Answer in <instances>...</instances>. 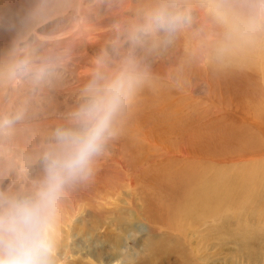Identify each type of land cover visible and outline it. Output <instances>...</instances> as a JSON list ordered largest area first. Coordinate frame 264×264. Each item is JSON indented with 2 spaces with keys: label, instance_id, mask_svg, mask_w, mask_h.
Instances as JSON below:
<instances>
[{
  "label": "rangeland",
  "instance_id": "374dc122",
  "mask_svg": "<svg viewBox=\"0 0 264 264\" xmlns=\"http://www.w3.org/2000/svg\"><path fill=\"white\" fill-rule=\"evenodd\" d=\"M152 1L0 0V193L28 194L36 188L44 177L43 155L55 143L53 133L58 127L72 126L69 113L81 102L82 90L93 74L100 70L111 75L130 59L142 84L116 117L114 136L95 158L90 173L65 187L55 221L54 264H125L124 253L132 256L127 264L139 260L141 264H174L168 257L173 254L147 248L150 239L145 235L150 232L165 241L183 236L189 256L195 257L193 264H264L261 174L250 181L256 194L222 203V213L215 219L184 218L175 208V223H170L169 207L149 204L158 192H162L158 201L164 204V196L173 195L178 190L175 184L186 178V167L198 165L202 170L200 164L207 165L216 156L245 163L258 160L264 169V97L243 93L240 85L237 90L223 80L206 81L196 67L206 60L218 32L215 14L211 12L206 23L194 25L185 6L190 0H155L161 3L158 8L147 5ZM210 1L224 2L223 18L229 20L234 15L247 20L257 2ZM158 10H180L184 20L171 32L149 27L151 15ZM255 35L260 42L263 33ZM21 64L23 70L16 71ZM144 116L149 120L145 122ZM5 120L9 123H2ZM230 131L237 132L236 140L229 147L220 146ZM241 140L250 141L253 150ZM145 172L162 174L163 191L147 181L157 182ZM241 205L245 207L236 211ZM231 213L233 217L227 219ZM129 214L139 217L131 227L126 224ZM244 224L259 233L258 240L252 239L258 254H235L237 246L226 243L229 234Z\"/></svg>",
  "mask_w": 264,
  "mask_h": 264
},
{
  "label": "bare ground",
  "instance_id": "6f19581e",
  "mask_svg": "<svg viewBox=\"0 0 264 264\" xmlns=\"http://www.w3.org/2000/svg\"><path fill=\"white\" fill-rule=\"evenodd\" d=\"M190 1H191L190 3L189 2L185 3V6L187 8L186 10L188 12V15L191 16L192 23H194V25L195 24L198 25L200 22L201 23H206L207 20L211 18L210 17L211 12H213L215 14V16L213 17L215 19L214 28H215L216 31H218L215 34L216 35L215 38L212 39L213 44H212V46H211V48H210V50L208 52L207 58H205L206 60H204L202 62L203 64H196V67H198L197 69H198L200 75L206 81L209 80V82L210 81L211 82H219L220 80H223L225 82L231 83L232 84L231 86L233 88H235V89H237V86L240 85L241 86L240 90L243 93L252 94L253 97L254 96H258L260 98H261V96L264 97V23H261V25L255 30H249L246 27V24H245L246 20L240 15H234V18L230 19V20L223 18V17L226 16L225 13H224V8H225V6L223 5L224 2H223L222 5L221 4L217 5V4H214L213 2H211L210 0H208L209 2L206 1V0H190ZM147 3H148L147 5L149 7H152V8L154 7V5H156L157 8H158V6H160V4H161V3L158 4L155 0H153L152 2H147ZM175 4H177V3H175ZM4 5H7V4H3V6ZM176 7H178V6H176ZM180 8H182V7H180ZM184 29H185V27H184ZM256 32H262L263 33V38H262V40L260 42H258L257 36L255 35ZM146 79H148V78L146 77ZM142 81H143V79H142ZM220 84H221V82H220ZM159 85H161V84H159ZM152 86H154V85H152ZM212 86H214V85H212ZM160 87H162V86H160ZM224 87H226V86L224 85ZM149 93H150V91H149ZM240 96L242 97V94ZM150 97H152V95ZM153 98H154V96H153ZM149 105H150V103L147 104V108L149 107ZM151 108H154V107H151ZM190 109H192V108H190ZM194 111H195V109H194ZM130 113H131V111H130ZM242 114L244 115L245 113H242ZM250 114L252 115L253 113H249V115ZM133 116L135 117V115H133ZM195 116H196V114H195ZM184 117H186V116H184ZM213 117H215V116H213ZM253 117H255V116H253ZM143 118H145V116ZM190 118H191V116H190ZM152 119H154V118H152ZM232 119H234V118H232ZM241 119L243 120L242 117H241ZM148 120H147V118H145V122L148 121ZM205 120H207V119H205ZM136 121H137V119H136ZM141 121H143V120H141ZM191 122L193 123L195 121L193 120ZM220 122H219V125H221ZM221 123H223V122H221ZM230 123H229V125L233 124L234 122H232L231 124ZM140 124H142V122ZM206 124H205V126H206ZM247 124H248L247 122L245 124H243L244 127L246 126V129H248L247 127H249ZM136 126H137V124H136ZM195 126H196V124H195ZM197 126H199L198 123H197ZM205 126L203 124V127H205ZM251 126L253 127L252 124H251ZM255 126H257V124ZM201 127H202V125L200 126V128ZM153 129H155V128H152V130ZM196 129H197V127L194 128V130H196ZM201 130H200V132H201ZM243 130H245V129L243 128ZM142 131L143 130H141V132ZM187 131H186V133H187ZM141 132H140V134H141ZM147 132H149V131H147ZM198 132H199V129H198ZM141 136H143V135H141ZM148 136H150V135H148ZM236 136H237V132L236 131H230V134L227 135L226 138H224V136H223V139H222V141L220 143V146H222V147L231 146L233 144L234 140H236V139H234ZM163 138H164V135H163ZM186 138H187V136H186ZM201 138H202V135H199L198 139L201 140ZM181 139L184 140V138H181ZM241 142H243L242 145H249L250 149L253 150V147H251V146H254V145L250 141L241 140ZM148 145H146V146H148ZM196 145H197V143H196ZM242 145H241L240 149L246 150L245 147L242 146ZM180 147H181V145H180ZM246 147H248V146H246ZM236 151H238V150H236ZM246 151H248V149ZM247 153L248 152H246V154ZM237 159H239V158H237ZM197 160H199L198 157H197ZM201 161L202 162H206L207 160H201ZM257 161H253V162L247 161L245 163V162H240V161H238L236 159H222V158H217V156H216L215 159L210 161L207 165H205L204 163L200 164V166H203V167H201L202 170L199 169L200 171L197 169V168H199V167H197L198 165L197 166H191V167H188V168L186 167V169H188V171L186 172L185 171L186 169H184V171L182 169V171L186 172L184 174V176L186 175V178L190 179L191 181H187L186 178H182V179L180 178L181 181L178 183V185L175 184V188H176V186H178L179 192H178V190L176 191L178 193L173 192L174 190L172 191V189H170L172 191L173 195L169 196L170 194H168L169 198L164 196L165 197V201H164V204H163V202H161V201L159 202L158 201L160 199V196H161L160 193H162V192H158V194H154L152 196L153 203H149V204L151 206H154V208H168L169 207V222L170 223H175V208L178 209L180 215L182 217H184V218H189V219L214 218L215 219L216 216H218V215H220L222 213L221 212L222 209L220 207L222 205V203H225V202L231 201V200H233V203H235V201H237L238 198L243 197L246 193H255L256 194L258 192V190L254 191L252 189V187H251V184H250V181L252 179H255L259 174H261L263 176L262 179H264V169L261 167L259 161L258 162ZM248 162H249V164H248ZM250 162H251V164H250ZM198 163H200V162H198ZM138 167H140V166H138ZM159 167H161V166H159ZM161 168H163V167H161ZM164 169L165 168H163L162 170H164ZM169 170H171V169H169ZM142 173H140V176H141ZM162 173H164V172H162ZM166 173H169V171L166 172ZM194 173H195V176L193 175ZM208 173H209V175H208ZM181 174H182V172H181ZM142 175H144V173ZM160 176H158L155 172L147 174V177L152 178L154 180L156 179L157 182L159 181L160 183H158V184H159L160 187L156 185L157 182H153V181H150V180H147V181L149 183H151V185L154 188L162 190V186L161 185H163V184L160 181V178H161ZM182 176H183V174H182ZM142 177H144V176H142ZM144 178H141V179H144ZM169 179H171V178H169ZM172 179H173V177H172ZM138 181L140 183V179ZM178 181H179V179H178ZM174 182H175V180H174ZM163 183H164V181H163ZM173 185H174V183H173ZM171 186H170V188H171ZM259 187H260L259 193L264 194V182L260 183ZM163 189H165V188H163ZM153 191H154V189H153ZM244 207H245V205H241L240 207L237 208L236 211H241V209L244 208ZM151 208H153V207H151ZM233 215L234 214H232V213L228 214L227 219H231L233 217ZM137 219H139V217H137L135 214H129L128 217L126 216V224L129 227L134 226L135 225L134 220L137 221ZM245 225H247V224H244L241 228H239V229H237L235 231H232L229 234L230 241H227L226 243H234L237 246V250L234 251L235 254H237L239 251H246V252H248L250 254L251 253L252 254H258V252L254 251V246H252V239L255 238L256 240H258L259 239V236H258L259 233L254 231V230H252V229H250V228L244 227ZM218 227L221 228L222 225H219ZM147 235L149 236L150 242L147 243L145 240L144 241L146 242L145 245H147V248L150 251H161V252L164 251L168 255L173 254L174 256H168V257L173 259V261H171V262L174 263V264L175 263H178V264H193L194 263L195 257L192 254L189 256V254L187 252L188 247H187V245L185 243V239H184L183 236H174L173 235V239L174 240L165 241V240H163V239H161L159 237V236H162V235L158 236V235H156V234H154L152 232H150L149 234H146L145 236H147ZM240 253H242V252H240ZM118 254H120V253H118ZM183 254L185 255V257H183ZM123 256H125L124 257L125 264H127V261L129 259H131V257H132V256H129L127 253H124ZM207 256L209 257V255H207ZM141 262L142 261L139 260L137 262V264H141ZM143 263H145V262L143 261ZM167 263L170 264V261H168ZM196 264H199V262H197Z\"/></svg>",
  "mask_w": 264,
  "mask_h": 264
},
{
  "label": "clouds",
  "instance_id": "9594fccd",
  "mask_svg": "<svg viewBox=\"0 0 264 264\" xmlns=\"http://www.w3.org/2000/svg\"><path fill=\"white\" fill-rule=\"evenodd\" d=\"M183 20L179 11L158 10L149 27L171 32ZM262 22L264 0H257L245 24L255 30ZM23 67L17 65L15 70ZM140 83L139 70L130 59L111 75L97 70L83 88L81 102L69 113L72 126L54 131L55 143L43 155L44 177L36 188L28 194L0 193V264H54L55 221L65 187L90 173L95 158L114 136L116 117Z\"/></svg>",
  "mask_w": 264,
  "mask_h": 264
}]
</instances>
